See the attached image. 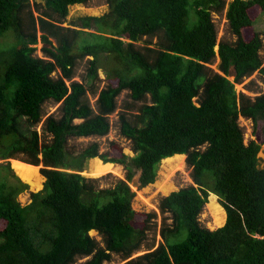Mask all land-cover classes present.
I'll list each match as a JSON object with an SVG mask.
<instances>
[{
	"label": "trees",
	"instance_id": "1",
	"mask_svg": "<svg viewBox=\"0 0 264 264\" xmlns=\"http://www.w3.org/2000/svg\"><path fill=\"white\" fill-rule=\"evenodd\" d=\"M89 1L41 0V10L38 1L0 0V39L13 38L0 41V264H75L79 257H89L83 264H104L114 253L126 264H264L261 145L245 143L239 124L240 116L264 119V94L252 99L235 87L256 71L264 75V32L255 29L264 0L229 2L233 43L218 41L213 19L227 0H108L103 15L63 25L70 6ZM40 42L49 58L36 55ZM217 53L224 74L207 65ZM86 56H92L89 75L97 77L103 69L109 80L97 113L86 84L73 80ZM232 67L234 81L228 77ZM124 90L133 100H144L133 119L120 115L121 133L136 153L131 163L115 141L104 153L96 142L79 155L70 152L71 137L110 132L109 116ZM49 100L61 107L59 115L46 119L52 137L45 140L36 125ZM176 154H187L196 185L161 199L160 212L172 219L161 227L163 242L132 257L158 213L133 209L131 183L137 171L139 188L154 183L160 162ZM95 157L126 165L127 178L113 188H97L82 174L81 162ZM10 159L43 166L44 187L31 193L29 204L19 200L29 184ZM210 194L227 214L214 230L199 220Z\"/></svg>",
	"mask_w": 264,
	"mask_h": 264
},
{
	"label": "rangeland",
	"instance_id": "2",
	"mask_svg": "<svg viewBox=\"0 0 264 264\" xmlns=\"http://www.w3.org/2000/svg\"><path fill=\"white\" fill-rule=\"evenodd\" d=\"M38 1L40 4L39 8L43 10L44 2L41 0H32V2ZM232 0H227V6L222 12H214L213 19L215 21L217 30H218V41H236L237 37L232 33L229 25V21L227 18V10L228 4ZM38 7L35 5V14H39ZM45 9V8H44ZM109 11V3L108 0H90L86 4H75L70 6L69 15L66 19L63 20L64 26H74V22L81 16L85 15H95L100 16ZM255 29L264 32V15H260L255 22ZM87 31H96V27L92 29H86ZM126 41H129L128 37H124ZM1 42H11L13 38L11 36H7L5 38L0 39ZM154 41H157V38H154ZM54 44L56 42L54 41ZM138 45H143L144 40H140ZM45 46L44 43L40 42L37 44L36 55L49 58L47 53L43 50ZM218 50V45L216 46ZM261 56L263 58V66H264V46L261 50ZM92 56H86L79 60L76 67V74L73 80L80 81L86 84L87 91V99L90 105L94 108V111L98 112V98L101 90L109 85V80L106 77V73L103 69L98 70V76L93 77L88 73L89 68V59ZM212 71L224 74L221 69V58L217 53L214 60L207 64ZM60 75V70L54 73V76L57 77ZM232 81L235 80V75L228 76ZM69 81L68 83H70ZM237 92L243 93L252 99H255L258 95L264 94V75L256 71L251 76L245 77L241 82L236 83L235 85ZM150 97L148 98V103H150ZM117 109L114 113H112L109 117L111 122L110 132L105 136H88V137H71L68 140L67 148L70 152H73L74 155H79L86 147L91 145L92 143H98L100 148V153L107 152L111 149V143L113 141L119 143L123 147L124 153H126L129 158L128 162L131 163L132 157L136 155L135 151L132 147V141L128 139L121 133L120 130V115L121 113H127L128 116L133 119L135 114L140 112V106L144 103L143 101H135L131 97L130 90H124L117 99ZM61 103H58L54 100H49L44 104L43 107V117L40 123L36 125V128L39 130L41 136L45 140H50L51 135L46 131L45 123L46 119L49 115L55 114L59 115L60 113ZM81 120H77L80 122ZM239 124L243 128L245 143H248L251 140H256L261 145V150L259 152L260 157V167H264V119L260 118L255 122L252 118H247L245 116L239 117ZM185 160L180 165H176V162L168 163L163 159L157 170V178L154 183L149 184L143 188H132L136 191V196L133 199L132 207L139 214L150 213L156 211L158 216L154 219L151 226L152 228L148 232V238L145 243L142 245L141 249L134 253L132 257H136L144 254L147 251L155 249L160 243L163 242V236L161 234V227L163 226L164 221L170 224L172 223V219L170 218V214H162L159 209V203L164 196L169 195L174 191H178L181 188L188 187L190 185H196L195 181L192 177V167L187 162V154H185ZM95 159H100L99 157L89 158L86 160H81L83 163L84 170L82 174L94 181L97 188H113L120 180H124L127 178L128 168L124 164L114 163V167L109 169L103 173H97L95 171L96 162ZM13 160L19 159H10L9 162L11 166L14 168ZM21 161V160H19ZM3 162V160H0ZM23 162V161H21ZM26 163V162H24ZM175 163V165H174ZM173 167H172V165ZM32 165V164H31ZM36 166V165H35ZM38 172L42 179V185L40 187L31 186L30 183L23 180L29 184V189L23 192L19 196V200L23 205L29 204L32 201L31 193L38 192L43 189L44 183L46 181L45 176L41 172L42 165H37ZM172 168V169H171ZM16 171V170H15ZM17 173V172H16ZM139 175V171H137L136 176ZM169 186V188H166ZM215 194H210L209 202L205 205L203 212L200 214L199 220L201 224L211 230L217 229L223 225L214 224V215L209 208V203L212 200V196ZM216 196V195H215ZM217 201L218 197L216 196ZM219 202V201H218ZM226 212V211H225ZM227 217V214H226ZM90 234L97 239V241L104 245V241L102 236L96 230H91ZM89 257H79L75 264H83ZM126 259H124L121 255L114 253L111 261H107L104 264H126Z\"/></svg>",
	"mask_w": 264,
	"mask_h": 264
},
{
	"label": "bare ground",
	"instance_id": "3",
	"mask_svg": "<svg viewBox=\"0 0 264 264\" xmlns=\"http://www.w3.org/2000/svg\"><path fill=\"white\" fill-rule=\"evenodd\" d=\"M185 157H186L185 154H176L172 157L165 158V161H167L168 163L176 162L177 163L176 165H180L185 160ZM95 162H96L95 171L97 173L106 172L109 169L111 170L112 167H114V163H110V162L104 163L100 159H95ZM13 164H14V168L17 174L23 180L30 183L31 186L38 188L42 185L41 183H42L43 178L40 176L37 166L24 163L19 160H13ZM166 188H169V186H166ZM209 208L211 209L214 215V224L223 225L226 219V212L223 206H221V204L217 201V198L215 195L212 196V200L209 203Z\"/></svg>",
	"mask_w": 264,
	"mask_h": 264
},
{
	"label": "water",
	"instance_id": "4",
	"mask_svg": "<svg viewBox=\"0 0 264 264\" xmlns=\"http://www.w3.org/2000/svg\"><path fill=\"white\" fill-rule=\"evenodd\" d=\"M236 69L234 68V67H232L231 69H230V74H229V76L231 77V76H233V75H235L236 76ZM140 175H141V172H139V175L138 176H136L135 175V177H134V179H133V181H132V183H131V187L132 188H138L139 186H140Z\"/></svg>",
	"mask_w": 264,
	"mask_h": 264
}]
</instances>
